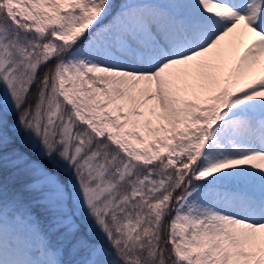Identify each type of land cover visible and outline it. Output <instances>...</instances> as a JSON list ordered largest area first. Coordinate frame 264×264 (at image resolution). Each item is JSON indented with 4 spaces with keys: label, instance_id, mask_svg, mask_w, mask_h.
Segmentation results:
<instances>
[{
    "label": "snow or ice",
    "instance_id": "snow-or-ice-1",
    "mask_svg": "<svg viewBox=\"0 0 264 264\" xmlns=\"http://www.w3.org/2000/svg\"><path fill=\"white\" fill-rule=\"evenodd\" d=\"M0 264H264V0H0Z\"/></svg>",
    "mask_w": 264,
    "mask_h": 264
}]
</instances>
